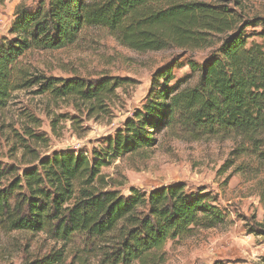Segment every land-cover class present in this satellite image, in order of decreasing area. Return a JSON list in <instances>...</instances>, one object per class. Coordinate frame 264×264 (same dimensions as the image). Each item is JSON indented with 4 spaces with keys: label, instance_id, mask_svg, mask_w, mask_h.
<instances>
[{
    "label": "trees",
    "instance_id": "16d2710c",
    "mask_svg": "<svg viewBox=\"0 0 264 264\" xmlns=\"http://www.w3.org/2000/svg\"><path fill=\"white\" fill-rule=\"evenodd\" d=\"M254 22L264 28V19ZM248 25L229 6L211 0H43L35 9L16 8L9 35L0 38V112L14 92L34 86L36 94L54 101L77 99L102 109L123 80L47 76L23 62L30 51L76 43L89 28L106 30L138 52L210 47L226 35L203 64L190 65L199 73L194 86L170 85L172 70H159L147 102L93 158L75 151L34 155L27 164H38L22 173L15 165H0V227L43 232L62 243L27 264H63L64 248L77 237L84 243L82 256L100 257L104 264H163L168 242L226 221L205 190L189 192L176 182L150 191L132 187L124 194L109 187L101 169L106 157L151 149L159 133L176 129L194 141L239 138L242 154L264 164V43L249 44Z\"/></svg>",
    "mask_w": 264,
    "mask_h": 264
},
{
    "label": "rangeland",
    "instance_id": "374dc122",
    "mask_svg": "<svg viewBox=\"0 0 264 264\" xmlns=\"http://www.w3.org/2000/svg\"><path fill=\"white\" fill-rule=\"evenodd\" d=\"M41 1L4 0L0 3V31H7L18 6L35 9ZM211 1L229 6L249 23L245 28L249 44L264 43V28L254 22L256 18L264 19V0ZM225 37L218 35L210 47L138 52L121 45L106 30L89 28L68 47L28 52L23 62L47 76L94 82L116 77L123 81L103 108L95 110L77 99L54 101L48 95L36 94L37 86L14 92L0 112V165H15L22 173L38 164H27L34 155L47 157L75 151L93 158L147 102L159 70H172L170 85L179 81L182 88L194 86L199 73L193 72L190 65L203 64ZM28 115L35 117L33 122ZM26 132L39 134L46 142ZM241 145L239 138L194 141L181 130H164L151 149L114 159L106 157L101 170L110 188L129 194L132 187L150 191L184 182L189 192H209L225 214L226 221L218 227L198 229L189 237L168 242L163 264H264V164L242 154ZM61 247V242L43 232L0 227V264H27ZM83 248L84 243L77 237L64 248L63 264H104L100 257L82 256Z\"/></svg>",
    "mask_w": 264,
    "mask_h": 264
},
{
    "label": "crops",
    "instance_id": "0c3cea01",
    "mask_svg": "<svg viewBox=\"0 0 264 264\" xmlns=\"http://www.w3.org/2000/svg\"><path fill=\"white\" fill-rule=\"evenodd\" d=\"M12 23V22H11ZM11 23H10V25H8L7 27H6V29L5 30H7L6 32L5 31H0V38L2 37V36H7V35H9V30H10V27H11Z\"/></svg>",
    "mask_w": 264,
    "mask_h": 264
}]
</instances>
